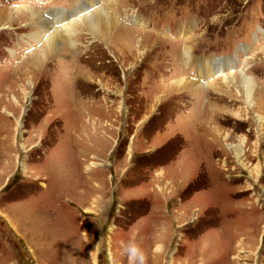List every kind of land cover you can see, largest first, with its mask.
I'll return each mask as SVG.
<instances>
[{
	"label": "rangeland",
	"instance_id": "rangeland-1",
	"mask_svg": "<svg viewBox=\"0 0 264 264\" xmlns=\"http://www.w3.org/2000/svg\"><path fill=\"white\" fill-rule=\"evenodd\" d=\"M263 89L264 0H0V264H264Z\"/></svg>",
	"mask_w": 264,
	"mask_h": 264
},
{
	"label": "bare ground",
	"instance_id": "bare-ground-1",
	"mask_svg": "<svg viewBox=\"0 0 264 264\" xmlns=\"http://www.w3.org/2000/svg\"><path fill=\"white\" fill-rule=\"evenodd\" d=\"M89 4H90V2L87 3V5H89ZM26 10H27L26 14H25V12L19 11V9L14 10L15 16L19 17L22 15H25L27 17L26 19L30 20V21H34V22H35V20L44 21L45 25H43V29H45L46 31L48 30L47 34L50 33L49 29H51L53 27V25L51 23H52V20L54 18H59L58 23L61 24V25H59V27L54 26L52 33H50L46 37V40L43 43H41L42 45L39 47V49L37 51L39 54V55H37V57L38 58L40 57L39 58L40 61H42V60L45 61V58L42 55H47V58H48L50 56H54V55L56 56L60 52L61 48H59V47H60L61 42H60V39L58 37L60 30H62L63 32L67 33L68 36H70V35H73L75 33V31L79 28V26L84 25V26H86V28H88L91 31V33H93L94 35H97V37H102L103 40H109L108 37H112V35H115L118 32V31L116 32V30L119 28L118 23H117V18H114L111 15V12L107 11L105 9V7H102L100 9H96V10H93L91 12H87L84 14H80L73 19L71 18L70 20H67L66 22L64 20V16H65L66 12L61 11V10H56L52 14H51V12H49L47 18L42 17L41 13H39L34 8L32 9L31 7H27ZM46 15H47V13H46ZM120 26H122V25H120ZM125 27L124 26L120 27L121 28L120 30L125 31ZM42 34H41V36H42ZM126 34H127L126 36H122L121 34L119 35V36H122L121 39L123 40L124 43H127V40L129 39L128 38L129 34L128 33H126ZM144 34L146 35V33L137 31L136 36L139 35V37H137L136 43L138 42L140 44L142 42V40H143L142 36ZM124 37H127L128 39L124 38ZM134 38H136V37H134ZM109 42H110V40H109ZM132 42L134 43L133 40H132ZM130 45H132V44L130 43ZM186 53H185V55L188 56L189 53L188 54H186ZM215 63L216 62L213 61L212 59L200 61L199 68L203 66L202 67L203 73L200 75V77H206V75L209 76L208 73H211L214 70V67H215L214 64ZM220 72H221V70H220ZM236 76L238 77L239 84L243 88L242 94L244 96L245 102H247V104H249V105L253 104L254 95L257 93V91L258 92L262 91V89L260 87L261 85L255 84V81L253 79H250V78L245 77V76H239V75H234V74H224V73L221 76V80H223L221 82L223 85L224 84L235 85L234 83H236V78H235ZM215 81L216 80H213L212 82L207 84V86H209L208 88H210L214 91L215 90L218 91L219 89H216L215 85H214ZM224 86H226V85H224ZM195 87L196 86L192 81L185 79L183 77L177 79L175 81V83L173 82L171 84V88H175L176 90L177 89L188 90V89H194ZM263 91H264V89H263Z\"/></svg>",
	"mask_w": 264,
	"mask_h": 264
}]
</instances>
